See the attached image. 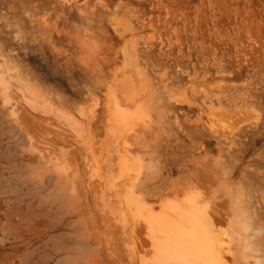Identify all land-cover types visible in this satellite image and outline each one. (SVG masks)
I'll use <instances>...</instances> for the list:
<instances>
[{
	"label": "rangeland",
	"instance_id": "1",
	"mask_svg": "<svg viewBox=\"0 0 264 264\" xmlns=\"http://www.w3.org/2000/svg\"><path fill=\"white\" fill-rule=\"evenodd\" d=\"M176 206L264 264V0H0V264L153 262Z\"/></svg>",
	"mask_w": 264,
	"mask_h": 264
},
{
	"label": "bare ground",
	"instance_id": "2",
	"mask_svg": "<svg viewBox=\"0 0 264 264\" xmlns=\"http://www.w3.org/2000/svg\"><path fill=\"white\" fill-rule=\"evenodd\" d=\"M2 83V82H1ZM4 83V82H3ZM132 87V86H131ZM5 89H7V88H5ZM131 89V88H130ZM133 90V89H132ZM3 91V90H2ZM138 93V92H137ZM151 93H152V91H151ZM134 94V93H133ZM139 94V93H138ZM7 95V94H6ZM142 95V94H141ZM138 96V95H137ZM126 97H127V95H126ZM128 97H130V98H128ZM128 97L127 98H125V97H123V99H122V103H125V104H122L123 106H125V107H128V106H126L127 104L129 105V107L131 106V104L132 103H134V101H135V98L133 97V96H129L128 95ZM142 97V96H141ZM152 97V96H151ZM4 101V100H3ZM113 101V100H112ZM10 102V101H9ZM12 102V101H11ZM6 103V102H5ZM135 103H137V102H135ZM134 103V104H135ZM145 103H147V104H149L148 102H145ZM8 104V103H7ZM7 104H6V106H7ZM3 105H4V103H3ZM10 105V104H9ZM133 105V104H132ZM109 106V105H108ZM119 106H121V105H119ZM12 107V106H11ZM114 107V106H113ZM124 107V108H125ZM136 108H137V106H136ZM141 108H143L142 106H141ZM127 109H130V108H127ZM138 109H139V107H138ZM114 110H115V107H114ZM116 110H117V108H116ZM120 109H118L117 111H115V112H118ZM126 110V109H125ZM139 110H141V109H139ZM33 111V110H32ZM121 112V111H120ZM120 112H118V113H120ZM122 112L124 113V111L122 110ZM127 112V111H126ZM141 112H143V111H141ZM140 112V113H141ZM8 113H9V110H8ZM41 113V112H40ZM110 114V113H109ZM117 114V113H116ZM126 114H129V112H127ZM119 115V114H118ZM130 115V114H129ZM133 115V114H132ZM143 115H144V113H143ZM122 116H124V115H122ZM128 116V115H127ZM131 116V115H130ZM134 116V115H133ZM9 117V116H8ZM43 117V116H42ZM129 117V116H128ZM149 117V116H148ZM23 119H24V121H25V118L23 117ZM118 119V118H117ZM132 119V118H131ZM130 119V120H131ZM144 119H145V117H144ZM13 120V119H12ZM41 120V119H40ZM119 120H120V118H119ZM118 120V121H119ZM133 120H134V118H133ZM132 120V121H133ZM139 120V119H138ZM150 120V119H149ZM149 120H147V121H149ZM112 121V120H111ZM114 121V120H113ZM124 121V120H123ZM127 121H129V119H127ZM120 122H121V120H120ZM120 122H115V123H117V125L120 123ZM48 123V122H47ZM140 123V122H139ZM152 123V122H151ZM25 124V123H24ZM120 124H123V123H120ZM119 124V125H120ZM129 124V123H128ZM149 124V123H148ZM152 124H155V123H152ZM158 124V123H157ZM49 125V124H48ZM127 125V124H126ZM143 125V124H142ZM22 126V125H21ZM33 126V125H32ZM45 126H47V125H45ZM44 126V127H45ZM145 126H147V125H145ZM158 126V125H157ZM27 127V126H26ZM24 125L22 126V128L23 129H25L26 128ZM19 128V127H18ZM28 130H29V125H28ZM35 128V127H34ZM50 128V127H49ZM54 128V127H53ZM145 128V127H144ZM19 129H21V128H19ZM23 129H21L22 131H23ZM27 130V129H26ZM25 130V131H26ZM27 130V131H28ZM149 130V129H148ZM26 131V132H27ZM120 131V130H119ZM45 132L46 131H44V134H45ZM136 132V131H135ZM28 133V132H27ZM40 133H43V132H40ZM49 133H50V131H49ZM52 133V132H51ZM50 133V134H51ZM120 133V132H119ZM24 134V133H23ZM30 134H31V131H30ZM47 134V133H46ZM45 134V135H46ZM49 134V135H50ZM53 134H56V133H53ZM59 134V133H58ZM61 134V133H60ZM59 134V135H60ZM114 134V133H113ZM112 134V135H113ZM121 134V133H120ZM44 135V136H45ZM48 135V134H47ZM119 135V134H118ZM130 135V134H129ZM23 136H26V133H25V135H23ZM43 136V135H42ZM51 136V135H50ZM117 136V135H116ZM137 136H138V134H137ZM34 137V136H33ZM49 137V136H48ZM54 137H56V139H57V135L56 136H54ZM118 137H120V136H118ZM47 138V137H46ZM140 138V137H139ZM35 139V138H34ZM60 139V138H59ZM136 138H134V140H135ZM28 140V139H27ZM32 140H33V138H32ZM30 141V140H29ZM47 141V140H46ZM137 141H138V139H137ZM41 143V142H40ZM39 143V144H40ZM29 144V143H28ZM133 144V143H132ZM42 145V144H41ZM52 145V144H51ZM47 146V145H46ZM54 147V146H53ZM60 147V146H59ZM56 148H58V147H56ZM55 148V149H56ZM63 148V147H62ZM72 149V148H71ZM58 150V149H57ZM61 150H63V149H61ZM51 151V150H50ZM58 152H59V150H58ZM35 153V152H34ZM54 153V152H53ZM54 155H57V157H58V154H47V157L45 158V159H42V160H44V161H42V163H47V162H53L54 160H56V156H54ZM60 155V154H59ZM69 155H70V152H69ZM69 155H68V157H69ZM40 158V157H39ZM41 159V158H40ZM70 159L72 160V156L70 157ZM75 159V158H74ZM69 160V159H68ZM76 161H78L77 159H75ZM74 160V161H75ZM41 161V160H40ZM57 162L56 163H58V161H59V166H60V172H57L56 174H58L57 176H56V180L54 181V185H55V187H58V188H60V190L63 192V191H65L64 193H66V194H73V195H75L74 193H72V192H76L77 190H79V185H75L73 182L76 180H74L73 182H69L68 180H63V178H65L63 175H65L66 173H65V171H66V169L67 168H70V166H71V164H66V162L65 161H67V160H64V158H60V159H57L56 160ZM75 161V162H76ZM82 161V160H81ZM68 162V161H67ZM70 162V161H69ZM77 163V162H76ZM75 163V164H76ZM81 163V162H80ZM78 164V163H77ZM79 165V164H78ZM74 166H77V165H74ZM74 168H76V167H74ZM78 168V167H77ZM71 169V168H70ZM76 170V169H75ZM78 170V169H77ZM90 170H92V168H90ZM94 170V169H93ZM74 171V170H73ZM79 172V171H78ZM81 172V171H80ZM94 172V171H93ZM96 172V171H95ZM72 173V172H71ZM70 173V174H71ZM51 174V173H50ZM69 174V173H68ZM70 174H69V176H70ZM80 174V173H79ZM49 175V174H48ZM85 175V174H84ZM79 176V175H78ZM80 177V176H79ZM54 178V177H53ZM82 178H83V176H82ZM99 178V177H98ZM81 180V179H80ZM79 180V181H80ZM77 181V180H76ZM77 183H79L78 181H77ZM76 183V184H77ZM87 183V182H86ZM136 184V183H135ZM185 185V184H184ZM81 186V185H80ZM84 186V185H83ZM94 186V185H93ZM99 186V185H98ZM183 186V185H182ZM134 189V188H133ZM227 189V188H226ZM231 189V188H230ZM138 190V189H137ZM178 189H176V191H177ZM99 191V190H98ZM134 191V190H133ZM183 191V190H182ZM187 191V190H186ZM190 193V192H189ZM227 193V192H226ZM130 194V193H129ZM136 194H137V192H136ZM169 194V193H168ZM73 195H71V196H73ZM138 195V194H137ZM163 195V194H162ZM166 195V194H165ZM70 196V197H71ZM85 196V195H84ZM184 196V195H183ZM210 196V195H209ZM69 197V196H68ZM75 197V196H74ZM139 197V196H138ZM162 197V196H161ZM192 197V196H191ZM204 197V199H205V196H203ZM86 198V197H85ZM195 198V197H194ZM73 199V198H72ZM77 199H78V196H77ZM76 199V200H77ZM80 199V198H79ZM78 199V200H79ZM87 199V198H86ZM85 199V200H86ZM163 199V198H162ZM173 199V198H172ZM199 199V198H198ZM217 199V198H216ZM220 199V198H219ZM126 200H128V202L131 200L130 198L128 199V197H126ZM169 200V199H168ZM206 200V199H205ZM210 200H212V199H210ZM80 201V200H79ZM213 201V200H212ZM202 202H204V201H202ZM202 202H201V204H202ZM216 202V201H215ZM77 203V202H76ZM130 203H132V204H134L133 202H130ZM199 203V202H198ZM209 203H210V201H209ZM125 204H126V207H128L129 209H130V207L129 206H131V205H127V203L125 202ZM161 204V203H160ZM201 204H199V205H201ZM217 205V204H216ZM241 205V204H240ZM190 206V205H189ZM152 207V206H151ZM165 207V206H164ZM182 207V206H181ZM208 207V206H207ZM158 208V207H157ZM175 208H178L177 206L175 207ZM175 208H173L174 210H179L180 208H178V209H175ZM183 208V207H182ZM182 208L180 209L181 211H182ZM191 208H195V206L194 207H192L191 206ZM206 208V207H205ZM223 208V207H222ZM231 208H233V207H231ZM243 208V207H242ZM82 209V208H81ZM80 209V210H81ZM84 209V208H83ZM159 209V208H158ZM131 210V209H130ZM157 210V209H156ZM161 210V209H160ZM179 210V211H180ZM185 210V209H184ZM186 210H187V207H186ZM185 210V211H186ZM243 210V209H242ZM82 211V210H81ZM85 211V210H84ZM89 211V210H88ZM179 211H177V212H179ZM181 211H180V213H178L179 214V217H177V216H175V218L177 217V218H179V220H183L182 221V223L181 224H179L180 225V227L181 228H178V229H181V230H178V229H176V227H174L177 231V233H175V234H177L176 235V239L177 240H174V241H176L177 243L176 244H173V243H169V241H171V240H169L168 238H169V236H167V237H165L166 238V240H167V242L166 243H162L163 245H160V244H154V245H152V249H153V251H154V253L156 254L155 256H157L156 257V259L153 261V262H146V263H141V264H207V263H205V262H203V260L204 259H202L201 258V256L200 255H195V253H208V255L209 256H213L214 254H216L217 252H218V249L217 248H221V247H219L220 245L219 244H217V243H219L220 242V240H219V242H217L216 243V240L214 241H211V242H209L208 243V241L206 240L207 239V237L205 236V235H202V230L200 229V226H198V225H196V223L195 222H193L192 220H193V214L191 215L190 214V212H187V213H189L192 217V220H190V217L189 218H187L186 216L188 215H184L183 213L181 214ZM196 211V210H195ZM244 211V210H243ZM102 212V211H101ZM197 212V211H196ZM195 212V214H194V216L197 214ZM132 213H133V211H132ZM151 213V212H150ZM169 213H172V210H171V212H169ZM240 213V212H239ZM80 214H81V212H80ZM83 214V213H82ZM90 214V213H89ZM95 214V213H94ZM173 214V213H172ZM172 214H169L170 215V220H171V218L173 217L172 216ZM207 214V213H206ZM247 214V213H246ZM153 215V214H152ZM152 215H150L151 217H155V216H152ZM166 215H167V213H166ZM166 215H164L163 214V216H165L164 218H167L166 217ZM181 215V216H180ZM91 216V215H90ZM133 216V215H132ZM172 216V217H171ZM83 217V216H82ZM135 217V216H134ZM134 217H133V219H134ZM161 217V216H160ZM160 217H158V218H160ZM169 217V216H168ZM185 217V218H184ZM150 218V217H149ZM157 217L156 218H154L155 220H159ZM174 218V217H173ZM173 218H172V221H173ZM175 218H174V220H175ZM176 218V220L177 221H179L178 219ZM197 218V217H196ZM196 218H195V220H196ZM210 218V217H209ZM244 218H246V217H244ZM90 219V218H89ZM133 219H132V221H133ZM140 219H142V218H140ZM139 219V220H140ZM148 219V218H147ZM163 219V218H162ZM168 219V218H167ZM198 219V218H197ZM166 220V219H165ZM190 220V221H189ZM199 220H202L201 218L199 219ZM102 221V220H101ZM142 221V220H141ZM159 221H161V218H160V220ZM197 221V220H196ZM244 221H246V220H244ZM111 222H113V221H111ZM110 222V223H111ZM137 222H138V220H137ZM143 222V221H142ZM147 222V221H146ZM165 221H162V222H159V223H164ZM200 222V221H199ZM203 221H201L200 223H202ZM209 222H210V220H209ZM227 222V221H226ZM238 222V221H237ZM86 223V222H85ZM109 223V222H108ZM158 223V222H157ZM177 223V222H176ZM204 223V225H205V223H206V225L208 224L206 221H204L203 222ZM214 223V222H213ZM134 224V223H133ZM139 224V223H138ZM161 224V225H162ZM173 224H175V223H173ZM106 225V224H105ZM105 225H104V227H105ZM145 225V224H144ZM158 225H160V224H158ZM169 225H171L170 223H169ZM176 226H177V224H175ZM178 225V226H179ZM202 225V224H201ZM205 225V227L206 228H209L210 226H211V223H210V226L208 225V227ZM213 225V224H212ZM216 225V224H215ZM86 226H87V224H86ZM86 226L84 227V229L86 228ZM109 226V225H108ZM141 226V225H140ZM140 226H137V227H140ZM148 226V225H147ZM111 227V226H110ZM115 227V226H114ZM116 227H119V226H116ZM159 227V226H158ZM160 227H162L161 229H164L165 227L166 228H168L167 226H160ZM172 227V226H171ZM234 227V226H233ZM113 228V227H112ZM143 228V227H142ZM145 228V227H144ZM152 228V227H151ZM173 228V229H174ZM203 228V227H202ZM230 228V227H229ZM95 229V228H94ZM118 229V228H117ZM135 229V228H134ZM161 229H159V230H161ZM171 229V228H170ZM169 229V230H170ZM204 229V228H203ZM210 229H211V227H210ZM210 229H208V230H210ZM253 229V228H252ZM256 229V228H255ZM258 230H259V228H257ZM151 230V229H150ZM165 230V229H164ZM168 230V229H167ZM168 230V231H169ZM107 231H111V229L110 230H108L107 229ZM163 230H161V231H159L160 233H163L162 232ZM171 231V230H170ZM175 231V230H174ZM206 231V230H205ZM211 231V230H210ZM209 231V232H210ZM213 231V230H212ZM212 231L209 233L210 235H211V233H212ZM223 231V230H222ZM84 232L86 233V230H84ZM118 232V231H117ZM150 232V231H149ZM207 232V231H206ZM100 233V232H99ZM164 233H166V232H164ZM205 233V232H204ZM208 233H205L207 236H208ZM220 233V232H219ZM137 234V233H136ZM135 234V235H136ZM170 234V233H169ZM113 235V234H112ZM162 235V234H161ZM165 235V234H164ZM215 235V234H214ZM214 235H212L213 237H216V236H214ZM247 235V234H246ZM257 235V234H256ZM132 236H134V235H132ZM137 236V235H136ZM143 236V235H142ZM202 236H204V237H206V239L204 240V238L202 237ZM226 236V235H225ZM224 236V237H225ZM243 236V235H242ZM101 237H102V235H101ZM94 238V237H93ZM104 238V237H103ZM114 238V237H113ZM118 238V237H117ZM140 238V237H139ZM165 238L163 239V240H165ZM171 238V237H170ZM172 238H173V236H172ZM211 238V237H210ZM242 238H244V237H242ZM247 238H249V237H247ZM255 239V238H254ZM208 240H209V237H208ZM212 240V239H211ZM89 241V240H88ZM135 241H137V240H135ZM218 241V240H217ZM233 241V240H232ZM253 241V240H252ZM102 242V241H101ZM101 242H100V244H99V246L100 247H102V245H101ZM228 242V241H227ZM234 242V241H233ZM255 242V241H254ZM93 243H95V242H93ZM136 243V242H135ZM102 244H103V242H102ZM230 244V243H229ZM92 245H94V244H92ZM104 245V244H103ZM149 245V244H148ZM147 244H146V246H148ZM219 245V246H218ZM96 246H98V245H96ZM145 246V245H144ZM104 247V246H103ZM103 247H102V249H103ZM113 247V246H112ZM142 247V246H141ZM140 247V248H141ZM111 248V247H110ZM109 248V249H110ZM95 249V248H94ZM100 249V248H99ZM115 249V248H114ZM137 249V248H136ZM143 249V248H142ZM233 249V248H232ZM89 250V249H88ZM87 250V251H88ZM98 250V248L97 249H95V253H101L102 251H100V252H96ZM132 250V249H131ZM135 251V250H134ZM141 251V250H140ZM147 251V250H146ZM145 251V252H146ZM217 251V252H216ZM220 251L221 250H219V254H220ZM129 252V251H128ZM233 252V251H232ZM236 252V251H235ZM83 253V252H82ZM103 253V252H102ZM142 253V252H141ZM147 253V252H146ZM153 253V254H154ZM234 253V252H233ZM96 254V255H97ZM114 254V253H113ZM211 254V255H210ZM213 254V255H212ZM84 255H85V253H84ZM102 254H99V256H101ZM116 255V254H115ZM205 255V254H204ZM221 255V254H220ZM216 256V257H215ZM217 256H219V255H214L213 257H215L216 258V260L218 261V260H222L223 258H221V259H219L220 257H217ZM225 256V255H224ZM90 257V256H89ZM92 257H94V255H92ZM106 257V256H105ZM104 257V258H105ZM206 257V256H205ZM208 257V256H207ZM223 257V256H222ZM84 258V257H83ZM95 258L98 260V256L96 257L95 256ZM152 258V257H151ZM212 258V257H211ZM218 258V259H217ZM236 258H237V260H236V264H262L261 263V261H260V259H259V256H258V254H257V248H256V246H255V244H253V242H252V245L250 244V242L248 243V246H246V247H244L243 248V251L241 252V255H238V256H236ZM90 259V258H89ZM93 259V258H92ZM112 259H114L113 257H112ZM142 259V258H141ZM208 259V258H207ZM210 259V258H209ZM212 259H214V258H212ZM94 260V259H93ZM151 260H153V259H151ZM84 261V260H83ZM87 261H89L90 262V260H87ZM92 261V260H91ZM208 261V260H207ZM211 260H209L208 261V263L210 262ZM98 262V261H97ZM106 262V261H105ZM108 262H110V261H108ZM111 262H113V261H111ZM212 262H213V260H212ZM95 263V262H94ZM101 263V262H100ZM82 264V263H81ZM90 264V263H89ZM110 264H112V263H110ZM213 264V263H212ZM217 264V263H216ZM221 264V263H220ZM235 264V263H234Z\"/></svg>",
	"mask_w": 264,
	"mask_h": 264
}]
</instances>
